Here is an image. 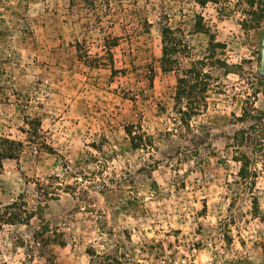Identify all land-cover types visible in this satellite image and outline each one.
<instances>
[{"label":"rangeland","instance_id":"374dc122","mask_svg":"<svg viewBox=\"0 0 264 264\" xmlns=\"http://www.w3.org/2000/svg\"><path fill=\"white\" fill-rule=\"evenodd\" d=\"M109 10L0 0V145L17 153L0 206L27 211L0 227V264H264V0ZM163 25L209 75L185 121ZM130 124L152 146L132 149Z\"/></svg>","mask_w":264,"mask_h":264},{"label":"trees","instance_id":"16d2710c","mask_svg":"<svg viewBox=\"0 0 264 264\" xmlns=\"http://www.w3.org/2000/svg\"><path fill=\"white\" fill-rule=\"evenodd\" d=\"M69 4H74L77 0H68ZM89 9L97 12L98 7H103L105 10L110 11L111 0H80ZM198 5L204 7L207 2H217V0H195ZM161 38V57L159 59L160 69L163 72H175L176 73V87L173 97L174 106L179 114L182 115V120L185 118H192L196 116L205 107V98L208 88L209 75L203 70L205 66L204 59L200 61H194L190 64L189 68H183L179 62L181 57L182 40L176 34V31L171 30L168 26H161L160 28ZM105 48H108L106 41ZM207 60V59H206ZM186 102V112L182 107V102ZM185 124V122H184ZM124 133L127 136L130 146L134 150L145 149L147 146H152V137L147 135L141 130L139 125L130 124L124 128ZM5 146L0 145V167L1 163L5 159L16 158L17 153L11 150L12 142ZM15 203L2 208L0 206V227L2 225H15L23 222L27 217V211L18 209V211H10ZM22 205L24 203L22 202ZM11 206V207H10ZM100 264V263H99Z\"/></svg>","mask_w":264,"mask_h":264},{"label":"water","instance_id":"95a60500","mask_svg":"<svg viewBox=\"0 0 264 264\" xmlns=\"http://www.w3.org/2000/svg\"><path fill=\"white\" fill-rule=\"evenodd\" d=\"M258 71L260 75L264 78V32H263L261 47H260Z\"/></svg>","mask_w":264,"mask_h":264}]
</instances>
